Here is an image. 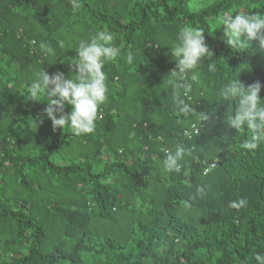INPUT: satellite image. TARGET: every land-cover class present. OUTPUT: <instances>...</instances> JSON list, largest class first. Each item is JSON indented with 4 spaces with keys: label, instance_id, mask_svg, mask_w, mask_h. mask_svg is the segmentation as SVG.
<instances>
[{
    "label": "trees",
    "instance_id": "16d2710c",
    "mask_svg": "<svg viewBox=\"0 0 264 264\" xmlns=\"http://www.w3.org/2000/svg\"><path fill=\"white\" fill-rule=\"evenodd\" d=\"M81 2L0 0V264H257L264 143L245 149L251 132L226 127L236 101L222 102L219 90L238 76L264 84L262 57L231 49L222 32L225 14H264V0ZM185 27L202 29L214 54L183 97L208 122L184 117L174 101L170 49ZM101 31L120 54L104 64L107 100L95 131L54 129L46 92L28 89L41 69L74 78L80 41ZM192 124L201 127L187 139ZM180 145L191 154L169 172L166 151ZM241 198L244 207H229Z\"/></svg>",
    "mask_w": 264,
    "mask_h": 264
},
{
    "label": "clouds",
    "instance_id": "9594fccd",
    "mask_svg": "<svg viewBox=\"0 0 264 264\" xmlns=\"http://www.w3.org/2000/svg\"><path fill=\"white\" fill-rule=\"evenodd\" d=\"M82 6L81 0H72V7ZM224 42L231 49L242 52V49H253L264 53V14L243 13L225 14L222 20ZM114 35L108 31H101L90 41L81 40L76 50L77 58L70 63L74 69V78H69L62 72L47 73L44 69L38 72L36 80L28 89L31 97H36L41 90L46 92L48 102L44 113L52 123L54 129H63L69 126L77 136L90 134L95 131L96 121L99 118L101 106L107 100V76L103 71L105 61L118 57L119 49L113 46ZM178 43L170 49L175 58L176 67L169 74L176 84L177 92L174 101L177 110L184 117L197 116L201 122H208V112H199L187 103L183 97H189L192 91V83L198 82L199 72L196 71L202 61L213 52L206 43L204 31L200 28L185 27L179 32ZM45 48V45H41ZM48 54H54L53 48L46 47ZM126 62L132 64L134 53L128 51ZM210 70H215V63L207 65ZM167 75V77L169 76ZM166 77V78H167ZM189 80L191 82H189ZM264 84L256 81L245 84L239 76L230 80L219 90L222 102L236 101V110L232 115H227L228 129L236 132L248 130L250 138L243 144L248 150H255L264 143V99L261 98V90ZM183 90L182 95L179 91ZM71 110L66 112V107ZM135 133H130V138ZM186 154H191L183 145L177 146L174 151H166L164 165L169 172L179 173L182 168L181 161ZM197 193L203 194L204 187H198ZM247 201L241 198L232 201L230 208L244 207ZM257 264H264V253L255 255Z\"/></svg>",
    "mask_w": 264,
    "mask_h": 264
},
{
    "label": "built area",
    "instance_id": "2783aa9c",
    "mask_svg": "<svg viewBox=\"0 0 264 264\" xmlns=\"http://www.w3.org/2000/svg\"><path fill=\"white\" fill-rule=\"evenodd\" d=\"M200 127L201 126L198 124H192L191 126H189V128L187 130L183 131L182 136L187 138V139H190L191 137H193L194 135H196L199 132ZM214 166H215V164L211 163L209 166H207L204 169L203 173L205 174L207 171H209Z\"/></svg>",
    "mask_w": 264,
    "mask_h": 264
},
{
    "label": "rangeland",
    "instance_id": "374dc122",
    "mask_svg": "<svg viewBox=\"0 0 264 264\" xmlns=\"http://www.w3.org/2000/svg\"><path fill=\"white\" fill-rule=\"evenodd\" d=\"M255 48H256V45L253 44V49L255 50ZM256 53H258L260 55V57H262V59L264 60V53H260L257 51H256ZM145 264H149L148 261H145Z\"/></svg>",
    "mask_w": 264,
    "mask_h": 264
}]
</instances>
